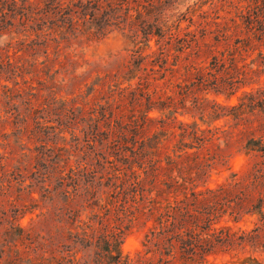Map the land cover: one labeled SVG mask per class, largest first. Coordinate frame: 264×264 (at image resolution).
Listing matches in <instances>:
<instances>
[{
    "label": "rangeland",
    "instance_id": "374dc122",
    "mask_svg": "<svg viewBox=\"0 0 264 264\" xmlns=\"http://www.w3.org/2000/svg\"><path fill=\"white\" fill-rule=\"evenodd\" d=\"M13 1L0 0V264L16 257L22 264H108L102 241L121 232V251L131 264L140 257L141 264H160L163 247L144 246L152 223L134 220L140 191L132 186L131 168L143 176L141 158L126 152L128 161L121 160L105 135L94 138L97 125L100 133L109 127L89 112L112 95L117 99L118 88L148 85L150 100L128 101L126 114L150 109L162 121L145 129L147 138L175 132L158 155L164 166L183 145L184 122L221 138L183 158L199 174L191 187L214 189L234 175L246 180L264 161L244 150L249 139L264 138V109H247L245 120L217 116L239 105L245 92L264 88V0H130L132 17L119 9L107 26L75 14L72 26L70 16L45 14L43 0H29L31 7ZM3 86L31 99L44 119L25 122V106L17 117L5 104ZM142 186L153 185L147 179ZM70 211L78 214L76 223ZM229 213L217 227L245 234V241L217 248L202 264L246 258L264 264V218L243 213L236 221Z\"/></svg>",
    "mask_w": 264,
    "mask_h": 264
},
{
    "label": "trees",
    "instance_id": "16d2710c",
    "mask_svg": "<svg viewBox=\"0 0 264 264\" xmlns=\"http://www.w3.org/2000/svg\"><path fill=\"white\" fill-rule=\"evenodd\" d=\"M13 2L16 4L15 0ZM24 2L28 3L29 7L33 5L29 0H24ZM70 2L69 6H73L72 10L69 9V6H65L63 0H43L41 3L44 4L45 14L57 12L58 15L67 20H70L68 19V16H70L72 26L75 23L73 14L82 15L84 18L89 16L94 23L101 19L106 26L119 18L116 14L119 9L124 10L125 8L127 19L132 17L130 12L133 8H131L130 0H70ZM10 5L12 6V4H8V7H11ZM2 12L0 11V13ZM102 16L104 17L102 18ZM2 73L0 72V74ZM118 89L117 99H112L114 96L112 95L104 105L99 106V110L94 109L89 114L92 115L91 119L93 120L95 114H98V122L104 121L109 127L107 131L100 133L97 125V134H93V136L96 138L100 134L105 135V140L109 142V148L113 150L114 155L121 154L123 156L121 160L125 161H128L126 154L124 155L126 152L141 158L138 168L143 170L144 178H142V174H137L134 166L131 170L135 180L132 186L135 191H140L139 202H135L138 205L134 220L137 221L141 217H147L146 224L152 223L145 236L146 244L144 246H153L157 251L163 247L164 252L161 255L166 258L162 257L160 264H176L177 262L181 264H202L206 262L209 255L216 252L217 248L224 245L231 246L237 241H240L239 245H241L245 241V234L237 236L229 227H217V220L228 211L236 221L238 216L243 213L259 214L264 218V196L262 191L264 188V161L253 167L246 180L237 179L234 175V179L230 183L219 185L214 189L206 188L202 190L199 189V186L191 187L194 182L193 175L197 177L199 174L194 172L193 167L186 164L183 158L190 157V150H200L202 144L213 140L219 141L221 138L214 139L215 133L211 137L204 135V133H211V130H201L197 128V125L191 126L179 122L183 145L179 148V152L175 154L176 159L168 156L164 166L158 155L168 149L172 138L175 137V132L167 136L166 131H164L161 134L147 138L143 132L151 123L157 121L150 115L151 110L144 111L134 108L130 110L131 114H126L128 101L131 104L138 105L139 98L137 96L140 98L147 96L150 100L149 86H143L139 83L136 91L132 90L131 86ZM3 90L5 104L10 108V111H15L17 117L22 115L19 106H25L27 113L25 122L33 119L35 123L39 124L38 119H44L40 117L41 110L34 105L31 99L24 98L23 94L8 86H3ZM19 100H21L20 105ZM256 108L264 109V88L245 92L239 105L228 108L226 112L219 114L217 119L245 120L246 110L251 109L250 114ZM166 109H171V107L167 106V108H161L160 110L165 111ZM83 111L84 109L81 110V112ZM75 112V108L69 111L71 115H74ZM6 113H9V111H6ZM82 118L81 121L84 120ZM157 122L161 123L162 121ZM174 122H178L177 116L174 117ZM28 126H25L24 129L28 130ZM218 129L216 128V130ZM62 133L61 131L58 134ZM244 150L247 155L261 154V157L264 158V138L249 139L244 146ZM56 157L59 159L60 156L56 155ZM156 157L157 159L154 160ZM2 159L1 157L0 160ZM146 164L148 166H145ZM47 167L50 168L48 165ZM35 169H37V166ZM147 179L153 185L148 191L142 186V183ZM68 215L69 218L74 220V223L77 222L78 214L76 215L73 211H70ZM83 234L86 236V232ZM122 234L121 232V234L106 235L102 241L101 250L104 251V258L108 260V264H131L130 258H124L121 251ZM151 252L152 250L148 253ZM72 260L75 261V258ZM11 262L22 264L23 259L16 257ZM29 262L35 264L32 260H29ZM137 262L141 264L142 257ZM243 264L260 263L254 258H246Z\"/></svg>",
    "mask_w": 264,
    "mask_h": 264
}]
</instances>
